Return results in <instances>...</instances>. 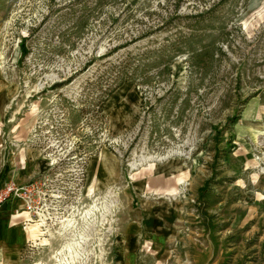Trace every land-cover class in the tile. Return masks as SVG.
<instances>
[{
	"label": "rangeland",
	"instance_id": "rangeland-1",
	"mask_svg": "<svg viewBox=\"0 0 264 264\" xmlns=\"http://www.w3.org/2000/svg\"><path fill=\"white\" fill-rule=\"evenodd\" d=\"M9 181L0 264H264V0H0Z\"/></svg>",
	"mask_w": 264,
	"mask_h": 264
},
{
	"label": "crops",
	"instance_id": "crops-1",
	"mask_svg": "<svg viewBox=\"0 0 264 264\" xmlns=\"http://www.w3.org/2000/svg\"><path fill=\"white\" fill-rule=\"evenodd\" d=\"M14 200H8L10 201H7L8 203L5 202L0 210V245L4 246L0 255H2L1 259L4 261L13 260L15 258L14 251L18 248V245L23 243L26 238L34 235L32 228L27 229L26 226L14 224L12 218L14 219L15 213L25 210L18 204L19 200H16L15 203ZM20 217L25 218V214Z\"/></svg>",
	"mask_w": 264,
	"mask_h": 264
},
{
	"label": "bare ground",
	"instance_id": "bare-ground-1",
	"mask_svg": "<svg viewBox=\"0 0 264 264\" xmlns=\"http://www.w3.org/2000/svg\"><path fill=\"white\" fill-rule=\"evenodd\" d=\"M86 212L87 211H85L84 212V214H82V215H80V217H81V219H84L85 218V215H86ZM72 214H74V213H72ZM80 214H81V212H80ZM39 215H41L42 216V214L40 213ZM41 216H39V217H41ZM42 218V217H41ZM41 220V219H40ZM43 220V219H42ZM75 226V217H74V215L72 216V215H70L69 217L68 216H65L62 220H61V230L59 229L58 231H59V233H63V231H64V229H66V228H70V227H74ZM73 230V229H72ZM85 230V229H84ZM83 230V228H79L78 230H77V233H78V235H79V237H78V239H80V238H82L83 236H84V231ZM57 231V232H58ZM84 231V232H83ZM34 232V231H33ZM74 232L75 231H72V234H70V236H72V237H70L69 238V240H67V241H64L63 242V244H62V248H65V249H67V253H65V254H62L63 256L61 257V258H59L58 259V262H56L55 264H66V262L68 263V258H71V260L72 259H74L75 257V255H79V252H77V248L75 249V250H73V251H69L70 249H72L73 248V244H78L79 243V240L78 239H74ZM77 236V235H76ZM77 238V237H76ZM80 246V245H79ZM76 247V246H75ZM74 247V248H75ZM62 248H60V249H62ZM81 249V248H80ZM80 251V250H79ZM56 255H57V252H56ZM55 255V256H56ZM66 255H68V256H66Z\"/></svg>",
	"mask_w": 264,
	"mask_h": 264
},
{
	"label": "built area",
	"instance_id": "built-area-1",
	"mask_svg": "<svg viewBox=\"0 0 264 264\" xmlns=\"http://www.w3.org/2000/svg\"><path fill=\"white\" fill-rule=\"evenodd\" d=\"M28 189L18 182H4L0 186V206L13 197L25 198Z\"/></svg>",
	"mask_w": 264,
	"mask_h": 264
},
{
	"label": "trees",
	"instance_id": "trees-1",
	"mask_svg": "<svg viewBox=\"0 0 264 264\" xmlns=\"http://www.w3.org/2000/svg\"><path fill=\"white\" fill-rule=\"evenodd\" d=\"M3 177V173L1 174V178Z\"/></svg>",
	"mask_w": 264,
	"mask_h": 264
}]
</instances>
